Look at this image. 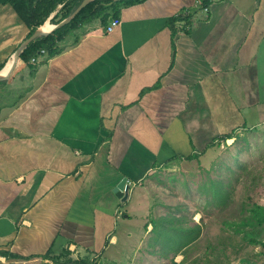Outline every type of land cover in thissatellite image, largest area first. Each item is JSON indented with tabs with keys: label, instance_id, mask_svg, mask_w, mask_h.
<instances>
[{
	"label": "crops",
	"instance_id": "0c3cea01",
	"mask_svg": "<svg viewBox=\"0 0 264 264\" xmlns=\"http://www.w3.org/2000/svg\"><path fill=\"white\" fill-rule=\"evenodd\" d=\"M177 16L174 34L166 22ZM111 17L76 28L53 57L19 58L0 81V251L98 263L128 216L113 192L123 178L132 192L172 158L264 130V0H139L108 33ZM30 31L0 0V74Z\"/></svg>",
	"mask_w": 264,
	"mask_h": 264
},
{
	"label": "rangeland",
	"instance_id": "374dc122",
	"mask_svg": "<svg viewBox=\"0 0 264 264\" xmlns=\"http://www.w3.org/2000/svg\"><path fill=\"white\" fill-rule=\"evenodd\" d=\"M8 86L25 84L17 78ZM16 100L10 94L8 101ZM239 133L198 159L173 160L147 173L130 190L121 206L128 216L116 220L114 243L95 264H264V227L257 229L252 212L264 207V130ZM216 187L226 192L221 200L215 199ZM165 220V226L199 227L197 239L177 254L169 243L167 251L160 234ZM69 254L74 253L66 251L60 259L88 260Z\"/></svg>",
	"mask_w": 264,
	"mask_h": 264
},
{
	"label": "trees",
	"instance_id": "16d2710c",
	"mask_svg": "<svg viewBox=\"0 0 264 264\" xmlns=\"http://www.w3.org/2000/svg\"><path fill=\"white\" fill-rule=\"evenodd\" d=\"M82 1L83 0H8V2L18 12L22 20L30 28L31 31L29 36H31L39 27L44 25L45 21L57 9L59 5L62 4V9L67 10L62 17L63 19H66L73 13V11L81 4ZM210 1L211 0H201V4L203 6H207L209 5ZM136 2H139V0H93L89 4H87L68 24L53 30L49 35L40 37L26 45L25 49L20 55V59L25 63H29V61L32 58L36 57L41 50H45L48 56L53 57L57 54V43L62 41L76 28L89 23L96 18H101L102 22L106 23L110 15L112 16L111 18H117L122 5H133ZM180 19L181 18L177 16L174 18H170L166 22V25H168L173 30L174 34L177 33V27L175 26L176 22ZM236 137V134L234 132H231L229 134L223 135L219 143L210 144L209 147L217 146L222 141H227L228 139H236ZM107 138L110 139V136H108ZM204 153L205 151L201 152V155H203ZM199 155L200 154H194L183 159L192 161L198 159ZM173 160H177V158H172L168 160V162L170 163ZM213 193L216 200L223 199L226 194L225 191L222 192V187H216L213 190ZM252 212L255 216L254 219L256 221L254 225L257 227V229L263 228L264 207L256 205L255 209ZM165 224L166 220L164 221V226ZM175 225H166L165 227H163V230L160 232V234L162 235V239L164 242V249L168 251L167 248L169 246V243H171L172 251L177 254L184 248L188 247L195 239H197L200 228L193 227L184 229L177 224ZM154 228L157 229V225L154 224ZM171 229L173 230L171 231ZM252 241L254 243H259L256 239H252ZM52 253L53 249H50L42 257L48 258ZM0 257H6L7 259L16 260H29L33 258V256L29 258H23L6 251H0ZM54 260L55 262L60 263V259L58 257H54ZM67 262L70 263L71 260H67ZM79 264H95V262H91L90 260H80Z\"/></svg>",
	"mask_w": 264,
	"mask_h": 264
},
{
	"label": "water",
	"instance_id": "95a60500",
	"mask_svg": "<svg viewBox=\"0 0 264 264\" xmlns=\"http://www.w3.org/2000/svg\"><path fill=\"white\" fill-rule=\"evenodd\" d=\"M91 1L93 0H83L81 2V4L73 11V13L67 17L66 19H64L62 22H60L59 24H57L56 26H54L52 28L51 31L49 32H44L42 31L41 27L38 28L31 36H29L23 43L22 45L17 49L15 55H14V60H13V63H12V66L9 70V72L6 74V75H2L0 74V81H3L5 80L8 75L10 73H12V71L14 70V68L16 67L18 61H19V58H20V55L21 53L23 52V50L25 49V46L28 45L30 42L40 38V37H43V36H47L49 35L53 30L57 29V28H60L66 24H68L87 4H89ZM113 1H118V0H113ZM130 190H131V186L130 184L128 183V180L126 178H123L121 180V182L113 189V192L116 194V196L118 198L121 199L122 202H126L128 201L129 199V195H130Z\"/></svg>",
	"mask_w": 264,
	"mask_h": 264
},
{
	"label": "built area",
	"instance_id": "2783aa9c",
	"mask_svg": "<svg viewBox=\"0 0 264 264\" xmlns=\"http://www.w3.org/2000/svg\"><path fill=\"white\" fill-rule=\"evenodd\" d=\"M204 10L207 11L208 8L205 7ZM118 26H120V20H119V18H112V19L110 20L109 24L107 25L106 32L111 33V32L114 31L115 28H117ZM43 53H45V50H41V51L39 52V54H43ZM39 54H38V55H39ZM38 55H37V56H38ZM37 56H36V57H37ZM36 57H34V58L31 59V62H32V63H35V62H36V59H37ZM31 263H32V264H77V263H75V262H73V263H65V262L57 263V262H55V261H54L53 259H51V258H34V259L30 260V264H31Z\"/></svg>",
	"mask_w": 264,
	"mask_h": 264
},
{
	"label": "bare ground",
	"instance_id": "6f19581e",
	"mask_svg": "<svg viewBox=\"0 0 264 264\" xmlns=\"http://www.w3.org/2000/svg\"><path fill=\"white\" fill-rule=\"evenodd\" d=\"M48 29H50V28H48ZM41 30L44 31L43 29H41ZM44 32H45V31H44ZM12 63H13V62H12ZM11 66H12V65H11ZM10 68H11V67H10ZM9 70H10V69H9ZM9 70H8V72H9ZM4 72H5V71H4ZM4 72H3V73H4Z\"/></svg>",
	"mask_w": 264,
	"mask_h": 264
}]
</instances>
